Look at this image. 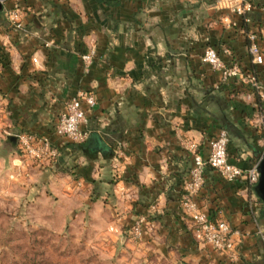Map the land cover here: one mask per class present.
I'll return each mask as SVG.
<instances>
[{
    "label": "crops",
    "instance_id": "0c3cea01",
    "mask_svg": "<svg viewBox=\"0 0 264 264\" xmlns=\"http://www.w3.org/2000/svg\"><path fill=\"white\" fill-rule=\"evenodd\" d=\"M217 1L21 0L23 28L7 29L2 14L12 0H4V129L47 135L58 145L56 161L29 171L34 190L52 193L56 207L64 203L62 217L81 216L108 238L145 217L142 238L161 255L176 253L195 263L264 264L259 172L249 186L227 182L208 168L196 196L211 218L222 217L240 231L233 253L198 243L180 208L191 165L187 142L196 141L207 153L208 141L225 130L229 161L242 168L258 164L264 153V0H251L256 7L248 25ZM226 15L235 26L221 21ZM248 29L259 34L261 64H252L248 54ZM207 46L226 64L254 70L262 94L235 79L221 82L202 62ZM90 50L94 55L85 63L82 55ZM79 90L92 92L96 104L81 126L88 138L72 143L53 128ZM9 161L17 163L16 155ZM256 197L262 204L258 214L249 205Z\"/></svg>",
    "mask_w": 264,
    "mask_h": 264
},
{
    "label": "built area",
    "instance_id": "2783aa9c",
    "mask_svg": "<svg viewBox=\"0 0 264 264\" xmlns=\"http://www.w3.org/2000/svg\"><path fill=\"white\" fill-rule=\"evenodd\" d=\"M217 5L224 7L230 15H236L247 25L251 22V13L255 9V5L250 0H218ZM21 12V0H13V6L8 11V19L16 28L22 27ZM221 21L227 26L236 25V21L227 15L221 17ZM245 36L252 64H261L263 54L258 43L259 34L248 29ZM93 55L94 51L90 50L82 55V59L85 63H89ZM201 59L209 65L211 70L219 73L221 82L235 79L256 94H262L263 83L254 70L244 69L236 62L226 64L216 49L211 46L204 48ZM32 61L36 62V57H32ZM95 104L96 98L92 92L76 93L67 100L64 111L59 114L54 125L53 133L72 143L84 142L89 135L88 131L81 126L87 121V111L91 110ZM14 135L17 137L15 151L17 163L14 164L17 171L12 177L21 176L34 164H50L60 157V149L50 136L31 131H22ZM228 144L229 136L225 130H221L218 135L208 141L207 153H203L196 141L187 142L186 148L191 153V165L183 185L180 208L182 216L190 222L193 237L198 243L208 245L217 252L233 253L240 231L234 229L222 217L211 218L196 200V196L204 185L205 172L208 168L227 182L243 180L249 186L257 183L258 164L247 168L232 164L229 161ZM145 223V217H140L134 223L132 231L135 237L141 236Z\"/></svg>",
    "mask_w": 264,
    "mask_h": 264
},
{
    "label": "rangeland",
    "instance_id": "374dc122",
    "mask_svg": "<svg viewBox=\"0 0 264 264\" xmlns=\"http://www.w3.org/2000/svg\"><path fill=\"white\" fill-rule=\"evenodd\" d=\"M11 7L2 14L7 29L9 25L16 28L8 19ZM21 8L22 23V4ZM0 110V264H208L183 259L176 253L161 255L144 241L143 234L133 235V226L129 231L122 228L118 238H108L96 224L86 223L81 216L59 215L64 203L56 207L52 193L44 188L39 192L33 189L36 181L30 179L29 170L36 164L21 176L12 177L17 168L9 159L15 152L3 141L7 133L22 131H6V107L1 99ZM249 205L257 214L262 207L257 197ZM259 233L263 235L264 230L259 229Z\"/></svg>",
    "mask_w": 264,
    "mask_h": 264
},
{
    "label": "water",
    "instance_id": "95a60500",
    "mask_svg": "<svg viewBox=\"0 0 264 264\" xmlns=\"http://www.w3.org/2000/svg\"><path fill=\"white\" fill-rule=\"evenodd\" d=\"M17 137L15 135L9 134L6 136V139L3 141V144L8 145L11 151H16ZM257 170L260 173L258 184L256 189L264 190V153L261 161L257 165Z\"/></svg>",
    "mask_w": 264,
    "mask_h": 264
}]
</instances>
